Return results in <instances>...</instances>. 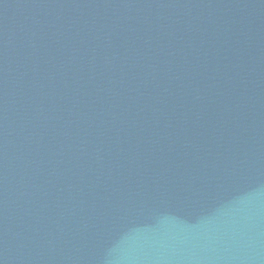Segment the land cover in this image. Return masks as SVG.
Masks as SVG:
<instances>
[{"label":"water","instance_id":"water-1","mask_svg":"<svg viewBox=\"0 0 264 264\" xmlns=\"http://www.w3.org/2000/svg\"><path fill=\"white\" fill-rule=\"evenodd\" d=\"M0 264H264V0H0Z\"/></svg>","mask_w":264,"mask_h":264}]
</instances>
